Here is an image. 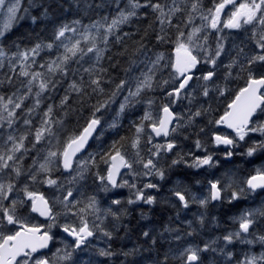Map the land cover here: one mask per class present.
<instances>
[{"label": "snow or ice", "instance_id": "snow-or-ice-1", "mask_svg": "<svg viewBox=\"0 0 264 264\" xmlns=\"http://www.w3.org/2000/svg\"><path fill=\"white\" fill-rule=\"evenodd\" d=\"M64 2L29 0L22 7V0H0V89H12L0 94V264H114L121 256L120 264L144 260L168 264L169 255L179 264H203L201 253L209 251L224 254L230 264L233 253L226 251L227 245L239 241L264 246V232L254 230L264 223V207L233 217L238 230L222 237L223 248L213 247L214 240L203 247L169 248L161 256L157 245L166 239L164 233L174 231L167 226L159 237L142 231V244L127 250L113 246L124 239L119 233L130 227L125 223L129 209L123 207L117 190H129L130 206L155 205L157 197L148 190L159 192L161 185L143 178L164 181L169 171L181 165L194 172L215 168L219 161L210 146H223L225 161L264 153V75L254 74L257 65L264 69V0H213L208 8L202 0H68L67 7ZM33 8L38 15L32 14ZM101 9L106 14H100ZM25 19L34 26L43 24L45 31L50 27V38L38 34L28 44L20 38L6 43L8 34ZM140 21L148 24L139 39L123 30ZM224 29L243 31L244 39L238 45L233 41L230 49ZM128 40L133 41L131 49ZM244 71L248 72L246 85L218 118L209 120L217 129L230 132L212 131L209 138L201 126L195 150L184 151L177 139L182 130L214 111L204 103L213 93L224 97L230 91L229 81ZM61 89L59 103L45 107ZM198 96L205 98L199 107H189L186 114L175 111L178 102L193 105ZM141 108L142 114L137 115ZM73 116L76 126L69 131ZM125 119L130 135H120ZM108 131L117 138L105 146ZM253 135L260 139H252ZM90 141L100 142L95 152L88 150ZM244 145V152L236 151ZM32 152V163L25 168L23 161ZM61 170V176H56ZM89 178L95 191L87 190ZM226 180H210L203 197L178 182L171 189L178 201L172 202L177 217L197 204L203 209L197 213L203 227L214 202L233 204L264 191V167L243 181L230 174ZM36 185L53 189L51 196ZM99 193L110 199L107 207ZM22 208L47 223H31V217L20 213ZM142 218L147 217L142 214ZM53 229L64 234L55 251L50 248L57 243ZM100 239L106 247L94 244ZM153 248L156 256L143 255ZM237 264H264V252H246Z\"/></svg>", "mask_w": 264, "mask_h": 264}, {"label": "flooded vegetation", "instance_id": "flooded-vegetation-1", "mask_svg": "<svg viewBox=\"0 0 264 264\" xmlns=\"http://www.w3.org/2000/svg\"><path fill=\"white\" fill-rule=\"evenodd\" d=\"M156 96L159 97L160 95H156ZM233 98H234V95L232 94V95L225 96V98L221 100V106L219 109L220 113L227 106V103H229ZM213 110H215V109H213ZM141 112H142V110H140V112H138L137 115H140ZM219 131L225 132L220 128H219ZM225 133H227V132H225ZM108 134H111L110 138L107 136ZM130 134L131 133L129 130V120L125 119L123 121V127L120 130V135H130ZM113 138H117L114 136L113 132H111V131L106 132L104 134V137H103V141L105 143V146ZM252 139L258 140V139H260V137L258 135H253ZM92 142H91V145H92ZM179 142H180L181 147L183 148L184 151H187L190 148L188 143H184L182 141H179ZM97 145H98V143H97ZM97 145L95 146V148H97ZM246 147H247V145H244L243 147L236 149V151L244 152ZM224 150L225 149L223 146H221L218 149L215 148L216 155L214 158L217 161H219V163H218L217 167L214 168L213 174H207L204 169L199 170V172H194L193 170L186 169L181 165V166H178L177 168H174L171 171H169L167 173V178L164 181H160L158 178H155V177L143 178V179H152L153 182L161 185V190L159 192H157L155 190H148L149 192H151V194H153L157 197L158 203L155 205L149 206V205H145V204H138V205H131L130 206L127 204V199L129 196V190L127 188L117 190L120 193L119 198L124 201L123 207L129 209L130 215L126 218L125 223H128L130 225V227L126 230L128 233L124 230H122L119 233V235L121 237H124V239L114 241L113 246L117 250H119L121 246H123L124 249L127 250L128 248H132L133 246H137L139 244H142V236H141L142 231H151V229H154V230L158 229V230L163 232L166 225H167V227H170L171 229H181V230H184L186 228L195 227L197 225V223L191 222V219H192V221H193V219H195L197 221L198 220L197 213L203 211V209H200L197 204H192L190 209L181 210L180 216L178 218L177 217V210L172 207V202H175L178 204V201H176V198L174 196H172L171 189L173 187H175L178 182L181 184V186L186 185L190 189L191 193H193V191L201 192V194L198 195V197H203V196L208 194V188H209V181L210 180L221 179V180L225 181L226 180V174L233 175L235 172L238 173L239 171L241 173H243L245 175V177L247 178L248 176L253 174L257 168L264 167V153H258L254 157L237 155V156L233 157L231 161H225L223 159V155H222ZM196 154L202 155V153H200V152H197ZM230 167H232L231 170L229 169ZM226 171H228V172H226ZM181 176H183L184 178H181ZM127 178L129 180L132 179L131 177H127ZM23 181H24V178L22 177L21 183H23ZM182 181H184V182H182ZM197 181H199V183H197ZM88 184H89V187L87 190L89 192L95 191V186L92 185L91 178H89ZM141 186H142V183H141ZM37 189L40 192H43L44 194L47 195V188L45 185H43V187H42V185H40ZM99 196L102 198V205L107 207L108 204H110V199H108V197H106L104 193H99ZM214 204L216 205L215 207H213L212 205H209L207 218H206V221H205V224L203 227H205V226L206 227H214V228H216V230L219 233L221 231L224 233V231L226 229H229V228L232 229V228L238 227V224L233 223V217L239 216L242 211H245L248 209H256L259 207H264V191L258 190L256 194H251L248 198L233 202V204H227L226 202L223 204H221L220 202H214ZM165 207H170V208L166 209ZM156 208L157 209L159 208V209L156 210ZM159 210H161V211H159ZM228 210L230 213H228ZM232 210H233V212H232ZM163 211H164V213H163ZM170 211L172 214L170 213ZM156 212L158 213L157 215L155 214ZM20 213L24 216L31 217V223H33V224L44 225L47 223V221L42 220L37 213L30 212L29 208L20 209ZM142 214L144 216H146L147 218H142ZM159 214L161 215L160 219H159V217H160ZM223 214H225V217ZM162 215L164 217L165 216H167V217L164 218ZM220 215H222V216H220ZM213 217H215V219H213ZM156 220H159L160 222L156 221ZM135 221H136V223H135ZM154 222H155V224H154ZM142 223H144V224H142ZM137 225H139V226L137 227ZM131 226H133V228ZM157 226H159V227H157ZM162 226H163V228H162ZM129 229H131V230H129ZM254 230L259 231V232H264V223L259 224V226L256 227ZM53 232L57 233V243L55 245L50 244V248H52V251H55V247L61 246L59 241L64 236V234L59 232V229H53ZM165 234H166V236H165L166 239H163L162 241L165 245H170L173 242L174 237L170 236V233H165ZM130 235H132V236H130ZM126 238H127V240H126ZM94 244L97 247H106L107 246L102 239L95 240ZM223 247H225L224 243L218 246V248H223ZM42 251H48V250L45 249ZM226 251H231L233 253V258L230 261V263H234V262L237 263V260L242 259L246 252L254 253L257 255H259L261 252H264V246H262L259 242H256L253 245H247L244 243L243 244H236L233 246L227 245ZM156 254H157V250H156V248H153L152 256L154 257V256H156ZM98 259H102V258H98ZM122 259H123V257L121 256L119 258H116L115 260H117L120 264V261ZM202 259H203V264H212V263H210V261L207 258L202 257ZM226 260H227V257L224 254L220 253V257L216 258L215 264H226Z\"/></svg>", "mask_w": 264, "mask_h": 264}, {"label": "trees", "instance_id": "trees-1", "mask_svg": "<svg viewBox=\"0 0 264 264\" xmlns=\"http://www.w3.org/2000/svg\"><path fill=\"white\" fill-rule=\"evenodd\" d=\"M202 1L206 2L208 0H202ZM28 2H29V0H22V7H27ZM67 3H68V0H65V2H64V6L65 7H67ZM31 12H32L33 15H38L39 14L38 10L35 9V8H33L31 10ZM57 12L62 14V9H57ZM105 12H106V10H104V9L100 10V14H105ZM93 18H98V15L94 14ZM84 22L85 23L89 22L87 17H85ZM147 24H148V21L135 22L131 26H128V25L123 26V30L131 32V33H136L135 39H139L140 35L143 34V30L147 26ZM38 34H42V36L45 37V38H50L51 29L49 27V29L45 31L43 24H39V25H35L34 26V25L31 24L30 20L25 19V20H21L13 28V30L5 38V42L6 43H10L11 41L16 40L17 38H20L22 43L28 44V43L34 41L35 37ZM125 39H127V38H125ZM127 42L129 44L130 49L132 47H134L132 40H128ZM152 43L155 44L154 38H152ZM159 50H165V48H160ZM47 55H48L47 53H42V56L46 57ZM223 71H224V69L222 68L220 77H223ZM120 74L122 75L123 73L121 72ZM238 76H239V82L237 84V87L240 89L242 87V85H243L244 80H246V78L248 76V72L244 71ZM235 88H236V85H229L230 91H231V89H235ZM11 90L12 89H10L8 87L2 88V89H0V94H8V93L11 92ZM28 102H26V103H28ZM52 102H55V99ZM55 103H57V101ZM69 120H70L71 124H76V121H75L76 117L75 116L70 117ZM157 248L159 249L160 255L163 256V253H164L163 246L159 243L157 245ZM170 263L171 262L168 260V264H170ZM114 264H119V262L117 260H115Z\"/></svg>", "mask_w": 264, "mask_h": 264}, {"label": "rangeland", "instance_id": "rangeland-1", "mask_svg": "<svg viewBox=\"0 0 264 264\" xmlns=\"http://www.w3.org/2000/svg\"><path fill=\"white\" fill-rule=\"evenodd\" d=\"M124 2V0H122V3ZM203 2V1H202ZM212 3H213V0H208V1H206V2H203V5L206 7V8H208V7H212ZM113 10H114V8H113ZM105 14H106V12H105ZM226 17H224L223 15H222V19H225ZM197 23H199V21H197ZM0 24H2V17H0ZM224 31V33L225 34H228V36H229V40L228 41H226V46L228 47V48H232V42L234 41L237 45L238 44H240V42H241V39H240V37L241 36H243L244 35V33H243V31H236V30H229V29H224L223 30ZM210 41L212 42V44H213V47L215 46V35L214 34H212V35H210ZM250 47H252V45H250ZM169 54H170V52H169ZM228 61H227V58H225V63H227ZM202 67H206V66H202ZM238 71V70H237ZM242 72H240L239 73V75L241 74ZM255 75H264V69H261V68H259V72H257V71H255ZM223 79V77H220V80H222ZM238 79H239V76H235V78H233V79H231L229 82H232V83H237V81H238ZM67 85L65 84V87H66ZM61 95H63V90L61 89L58 93H56V94H54V99H55V102L57 101V104L59 103V97L61 96ZM156 95H160V93H159V91H157V93H156ZM158 97V96H157ZM52 101L53 100H49V101H46V103H45V107H46V104L47 103H52ZM28 103H30V101L28 102ZM159 103H160V100L159 99H157V104L159 105ZM177 105H183L184 106V108H189V107H191V105H189L188 104V102H187V100H183V101H180V102H178L177 103ZM183 108V107H182ZM196 108V107H195ZM141 110H142V108H141ZM178 113H181V114H186L187 112H184V111H182L181 109H179L178 111H177ZM141 114H142V112H141ZM76 121V120H75ZM83 123V120H81V124ZM76 126V124H71V123H69L68 122V128H69V131H71L72 130V128L73 127H75ZM194 127H196L198 130L200 129V127L201 126H203V127H205V125L203 124V123H200L199 121H198V119L196 118V121H195V123H194V125H193ZM185 136H187V133H185L184 134ZM109 138L111 137V134L108 136ZM31 139V138H30ZM28 143V141H26V144ZM187 143V142H186ZM30 146V145H29ZM190 148H191V146H190ZM89 151H93V152H95L96 150H97V148H95V143L93 144V145H91V148H89L88 149ZM33 156H35V152H32V153H30L28 156H27V158L29 159V161H28V164L29 165H31V163H32V157ZM101 166V168H103L104 166L101 164L100 165ZM230 170L232 169V167H230L229 168ZM229 170V171H230ZM206 171V173L207 174H213L214 173V168H211V169H207V170H205ZM226 172H228V171H226ZM68 174H63V176H67ZM232 176H234L237 180H239V181H243L244 179H246V177H245V175L243 174V173H241L240 171L238 172V173H234ZM181 178H184L183 176H181ZM182 182H184V181H182ZM225 182H227V180H225ZM89 185V184H88ZM40 185H36L35 187L36 188H38ZM42 187H43V185H42ZM47 188V195L48 196H51V194H52V192H53V189H51V188H49L48 186L46 187ZM231 215V214H230ZM174 231L176 230V229H173ZM235 230H238V227H236V228H233V229H231V228H229L227 231H224V235L225 234H227L228 232H231V231H235ZM151 231L152 232H154L153 234H156L157 233V230H152L151 229ZM173 231V232H174ZM193 232H194V230H192ZM197 235H199L198 234V232H195ZM126 240H127V238H126ZM207 242L208 243H211L212 242V239H208L207 240ZM207 242H203V244H202V247L204 246V244L205 243H207ZM234 243H241V242H239V241H235ZM243 244V243H242ZM216 245L214 244L213 245V247H215ZM184 247H187V246H184ZM169 248H171L172 250H174V249H176V247H172V246H167V247H165L164 248V250H166L165 252H168V250H169ZM183 247H181V248H179V249H182ZM210 252V251H209ZM146 253L148 254V256L149 255H151L152 256V254L151 253H149V252H147L146 251ZM171 256V255H170ZM173 257V256H172ZM243 259V258H242ZM230 264H237L236 262H234V263H230Z\"/></svg>", "mask_w": 264, "mask_h": 264}, {"label": "bare ground", "instance_id": "bare-ground-1", "mask_svg": "<svg viewBox=\"0 0 264 264\" xmlns=\"http://www.w3.org/2000/svg\"><path fill=\"white\" fill-rule=\"evenodd\" d=\"M165 208L168 209V208H170V207H165ZM165 208H164V209H165ZM158 209H159V208H158ZM158 209L156 208V210H158ZM159 211H161V210H159ZM164 211H165V210H164ZM164 211H163V213H164ZM226 211H227V210H226ZM221 212H222V211H221ZM223 212H224V211H223ZM232 212H233V210H232ZM170 213H171V211H170ZM228 213H230L229 210H228ZM155 214L157 215L158 213L156 212ZM161 214H162V213H161ZM167 214H168V213H167ZM171 214H172V213H171ZM163 215H164V214H163ZM163 215H162V216H163ZM183 215H184V214H183ZM185 215H186V214H185ZM218 215H219V214H218ZM223 215H224V217H225V214H223ZM228 215H229V214H228ZM228 215H227V216H228ZM159 216H160V217H159ZM159 216H158V217H159V219H160V218H161V215L159 214ZM168 216H169V215H168ZM220 216H222V215H220ZM227 216H226V217H227ZM151 217H152V216H151ZM163 217H164V216H163ZM163 217H162V218H163ZM165 217H167V216H165ZM165 217H164V218H165ZM153 220H154V219H153ZM153 220H152V221H153ZM164 220H165V219H164ZM171 220H172V219H171ZM193 220H195V219H193ZM222 220H223V219H222ZM156 221H159V220H156ZM161 221H162V220H161ZM191 221H192V219H191ZM195 221H196V220H195ZM139 222H140V221H139ZM139 222H138V223H139ZM159 222H160V221H159ZM162 222H163V221H162ZM167 222H168V221H167ZM223 222H224V221H223ZM226 222H227V221H226ZM129 223H130V222H129ZM135 223H136V221H135ZM138 223H137V224H138ZM163 223H164V222H163ZM132 224H133V223H132ZM142 224H144V223H142ZM154 224H155V222H154ZM157 224H158V223H157ZM166 224H167V223H166ZM147 225H148V224H147ZM169 225H170V224H169ZM194 225H195V224H194ZM206 225H207V224H206ZM138 226H139V225H137V227H138ZM143 226H144V225H143ZM143 226H142V227H143ZM160 226H161V225H160ZM166 226H167V225H166ZM171 226H172V225H171ZM208 226H209V225H208ZM131 227L133 228V226H131ZM144 227H145V226H144ZM157 227H159V226H157ZM157 227H156V228H157ZM205 227H206V226H205ZM152 228H153V227H152ZM162 228H163V226H162ZM129 230H131V229H129ZM129 230H128V231H129ZM152 230H153V229H152ZM155 230H156V229H155ZM157 230H158V229H157ZM162 230H163V229H162ZM126 232H127V231H126ZM129 232H130V231H129ZM136 232H137V231H136ZM154 232H155V231H154ZM154 232H153V233H154ZM127 233H128V232H127ZM129 234H130V233H129ZM134 234H135V233H134ZM130 236H132V235H130ZM133 240H134V239H133Z\"/></svg>", "mask_w": 264, "mask_h": 264}, {"label": "water", "instance_id": "water-1", "mask_svg": "<svg viewBox=\"0 0 264 264\" xmlns=\"http://www.w3.org/2000/svg\"><path fill=\"white\" fill-rule=\"evenodd\" d=\"M229 130V129H228ZM230 131V130H229Z\"/></svg>", "mask_w": 264, "mask_h": 264}]
</instances>
